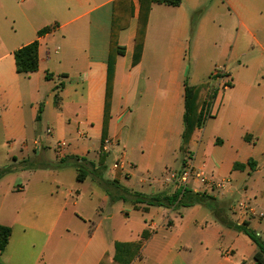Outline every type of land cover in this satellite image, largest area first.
Masks as SVG:
<instances>
[{"label": "crops", "instance_id": "0c3cea01", "mask_svg": "<svg viewBox=\"0 0 264 264\" xmlns=\"http://www.w3.org/2000/svg\"><path fill=\"white\" fill-rule=\"evenodd\" d=\"M114 1L0 0V137L20 140L22 153L28 151L30 139L33 151L36 149L39 155L43 151L45 156L46 150L56 149L59 141L68 143L58 153L59 162L68 159L64 164L54 170L26 171L23 183L6 192L5 198L20 195L26 201L27 211L19 228L9 221L0 222L12 227L9 245L0 252V261L3 264H99L106 253L113 259L117 242L142 241L140 254L131 264H255L239 251L245 244L251 247L254 257L257 246L251 240L253 246L245 242L241 233L222 226L212 213L199 217V213L187 212L188 208L132 204L134 212L124 208L120 212L126 216L124 227L128 223L136 226L119 231L113 225L104 228L103 220L111 221L118 213L110 208L113 199L105 187L114 183L132 189L135 172L144 176L143 184L150 182L153 193H146L150 196L167 191L171 195L179 190L177 176L188 156L194 158L195 166L204 170L209 179L211 187L203 186L207 190L204 192L210 195L215 183L228 182V179L217 182L213 171L197 164L192 152L193 145L199 151L207 126L195 130L189 153L181 157L177 167L165 163L170 137L178 139L179 151L185 155L180 149L185 82L190 86L199 84L190 82L187 56L195 55L197 49L192 36L196 30L200 34L206 29H217L218 20L225 18L220 9L214 16L210 6L204 8L196 22L193 15L206 6L205 0H183L177 7L154 4L137 60L135 38L140 2L130 0L132 17L129 26L118 36L125 54L116 59L108 135L103 144L105 169H99V176L89 172L84 181L78 180L79 168L99 167ZM223 5L235 16L237 38L246 35L254 44L246 55L247 65L240 66L247 77L236 97L223 103L234 89L233 83L223 91L216 86L209 90L217 93L211 118L221 127L215 134L223 137L219 138L221 147L232 150L228 151L229 168L239 172L234 170L237 150H254L264 143V0L255 4L250 0H227ZM47 26H52V31L39 36V31ZM36 40L39 41L38 71L28 76L18 74L16 50ZM221 63L215 70L224 67L228 70V60ZM214 71L210 72V80ZM248 135L250 141L245 140ZM91 138L96 140L95 154L89 148ZM128 150L139 156L129 158ZM22 158V155L13 156L16 162ZM120 158L123 168L115 170L113 165ZM250 158L239 163L246 164ZM255 161L257 170L253 172L246 167L244 172L254 175L259 169V162ZM164 164L161 179L146 177ZM6 178L0 179V187ZM87 184L91 189L90 200L85 203L82 187ZM191 186L195 188L198 183L192 182ZM254 200L239 202V212H233V221L238 224L248 221L264 239V228L261 229L264 213L256 214ZM144 231L150 233L146 240L142 237Z\"/></svg>", "mask_w": 264, "mask_h": 264}, {"label": "rangeland", "instance_id": "374dc122", "mask_svg": "<svg viewBox=\"0 0 264 264\" xmlns=\"http://www.w3.org/2000/svg\"><path fill=\"white\" fill-rule=\"evenodd\" d=\"M206 6L198 9L194 13V20L197 22L204 13L205 7H210V12L214 14L217 13V10H222L225 14V18L223 20H218L217 29H206L199 34L197 30L194 32L195 35L192 36V42H196V53L188 54L187 60L189 61L190 70H191V78L190 82L203 84H209V90L211 86H216L217 90H222L223 88L228 87L229 85L234 84V89L230 91L229 95H226L223 103L231 102L237 95L238 90L241 88L242 83L244 84L245 78L247 77L244 74L242 67L243 65H247L246 61L249 59L247 55L248 51H252L253 40L250 37H239L237 38V33L234 28V14L228 13L226 9V5H223V2L227 0H205ZM252 4L258 0H250ZM209 5V6H208ZM219 10V11H220ZM264 15V14H263ZM193 32V27H192ZM252 57L254 53L250 54ZM228 60L227 67L228 70L224 67L221 70H215L217 67L222 66V61ZM187 61V62H188ZM215 70V71H214ZM214 71L211 74V79H209L210 72ZM231 73V74H230ZM260 73V72H259ZM256 78H260V74L256 75ZM218 80V82H216ZM212 92H216L213 90ZM204 110V107H203ZM207 118L204 127L207 126L205 133L203 134L202 143H200L199 151L197 150V145H193L192 152L196 157L197 164L205 165L207 170L213 171V175L215 176L217 182L223 181L224 179H228L227 184L220 182L221 185L214 184L213 191H210V195L217 198L220 202L221 208H223V212L226 213L227 218L234 222V214L233 212H239L238 203L241 201H247L252 198L254 202L252 203L254 209L256 210V214L260 215L264 213V143H261L254 150L246 149V150H237L236 159L238 162L247 161L248 158L252 157L253 159L259 162V169L253 175H249L247 172L239 171L232 172L229 168V153L231 150L228 147H221L219 144V138L221 136H216L215 133L220 131V125H217L212 117ZM217 125V126H216ZM183 126V123H182ZM176 138L170 137L169 143V152L166 155L165 163L169 166L177 167L178 162L181 161L182 158H185L187 154L181 155ZM89 148L91 153L95 154L98 152L96 148V140L94 138L90 139ZM218 142V143H217ZM29 148L27 152L22 153L20 140L16 139H1L0 137V171L7 168V166H12L13 170L5 174L7 178L3 181V185L0 187V222L9 221L10 223L16 224V227H20L21 219H24L26 215V201L22 199V197L18 194L16 195H8L5 198V194L7 191L12 189L13 187H17V184L23 183L24 181V172L34 170H54L55 165L59 162V154L61 153L59 149H55L51 147L46 150V156L43 151L41 154H36L33 151V144L30 139H28ZM232 151V150H231ZM14 155H22V159L19 162L14 161ZM129 158H136L139 156L137 152H130L128 150ZM94 157V155H93ZM182 157V158H181ZM112 160H110V163ZM164 166L158 165L156 170L146 177L153 179H161L163 177V171L165 170ZM87 169H90L89 165H86ZM105 173V172H104ZM4 177V176H3ZM142 176L139 172H135L132 177V189L127 187H119V190L116 187L107 188L106 192L113 199V204L110 208H114V211L118 210V213L115 219L103 220L104 228L106 226L113 225L116 228V231H119L124 227V219L126 216L124 213H121V209H127L130 212H134L132 208V204H134L135 197H130L128 194L132 193H153V190L150 188V182L146 184L142 183ZM92 178V177H91ZM155 186L158 184L152 183ZM115 186V185H114ZM115 188L117 192H120L122 196L126 199H118L115 197ZM84 193V201L85 203L90 200L89 198V185H85L82 187ZM98 191V190H97ZM207 190L201 189L199 192H204ZM167 194L170 192L167 191ZM134 196V195H133ZM117 208V209H116ZM188 208L187 212H191L193 214H198L199 217L205 214L212 213L211 210L203 205H196L190 207H182ZM24 209V210H23ZM23 210V212H22ZM248 211V209H246ZM250 213V212H249ZM141 216L143 213H137ZM145 215V214H143ZM213 218L224 226L212 213ZM174 217V215H172ZM134 218V217H133ZM129 226H136L135 224ZM226 227V226H225ZM264 228V222L261 229ZM239 233V232H238ZM263 233V232H262ZM241 237L248 244L253 246V243L249 241L250 239L244 235L240 234ZM264 237V234H262ZM228 241H226L227 245ZM249 245V246H250ZM255 246V245H254ZM240 255L244 254V258H248L249 261H254V257L252 256L251 247H248L245 244H242L239 251ZM246 258V259H247Z\"/></svg>", "mask_w": 264, "mask_h": 264}, {"label": "trees", "instance_id": "16d2710c", "mask_svg": "<svg viewBox=\"0 0 264 264\" xmlns=\"http://www.w3.org/2000/svg\"><path fill=\"white\" fill-rule=\"evenodd\" d=\"M183 0H139L140 8L138 13L137 31L135 38V48L137 51V58L142 51V47L145 42L149 16L154 4H164L168 6H180ZM132 8L130 0H115L113 6L112 16V35H111V52L108 61V78H107V90H106V102H105V114L104 124L102 132V147L100 152L99 167L92 165V170L85 168L78 169V180L84 181L89 172L99 176L101 173L99 169H105L106 154L103 150V144L105 143L108 135V126L110 120V108L112 102V91L115 76V65L118 56L125 54V48L119 46L118 36L119 33L129 26V21L132 17ZM53 29L52 26H47L39 31L38 35L43 36ZM16 71L18 74L30 75L35 73L39 69V41L36 40L15 52ZM232 87V85H229ZM217 93L209 91V84L203 83L195 86H190L185 82V113H184V131L182 134L181 152L184 154L189 153L190 142L196 129L203 127L206 119L204 118L203 107L209 102L214 101ZM41 112V109H40ZM39 120V116H38ZM245 140L250 141L251 136H245ZM189 155V154H188ZM68 159L61 160L55 166L59 167L64 164ZM55 167V168H56ZM246 167H249L251 171H256L258 163L250 158L246 164L235 163L234 170L244 171ZM12 168H6L0 171V179L8 172H11ZM115 185V186H114ZM111 187H116L119 190L117 184L111 183ZM108 186L105 187L107 189ZM115 188V198L126 199L124 196L117 192ZM131 198L135 197L134 204H145L148 207H165L172 209H180L182 207H192L196 205H203L211 210L215 217L227 228L235 230L239 233L246 235L256 246L257 252L254 256L255 264H264V239L257 234L249 226L248 221H244L242 224H238L230 221L226 213L221 208L220 201L214 196L209 195L206 192H196L189 188H181L174 194L160 193L157 195H146L143 193H130ZM134 195V196H133ZM150 233L148 231L143 232V239H148ZM12 236V227L0 224V252H4L9 245L10 238ZM144 242L135 243H123L117 242L115 244V255L110 260L109 253H106L99 264H131L132 261L140 254V249L143 247ZM0 264H3L0 261Z\"/></svg>", "mask_w": 264, "mask_h": 264}, {"label": "built area", "instance_id": "2783aa9c", "mask_svg": "<svg viewBox=\"0 0 264 264\" xmlns=\"http://www.w3.org/2000/svg\"><path fill=\"white\" fill-rule=\"evenodd\" d=\"M212 100L209 101L204 106V118L207 119L212 116ZM68 147V143L65 141H59L56 145V148L60 151L64 150ZM113 168L115 170L123 168V161L122 158H120L114 165ZM197 182V187H192L191 183ZM218 185H221V183H218ZM177 186L179 189L181 188H189L194 189V191L199 192L203 186L207 187L210 186L209 179L206 177L205 171L202 169H198L195 166L194 158L192 156H188L185 159V162L182 166V169L180 170L178 176H177Z\"/></svg>", "mask_w": 264, "mask_h": 264}]
</instances>
